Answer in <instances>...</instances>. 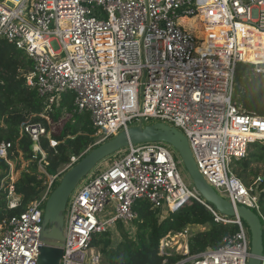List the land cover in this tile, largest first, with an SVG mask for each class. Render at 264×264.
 <instances>
[{
    "label": "built area",
    "instance_id": "built-area-1",
    "mask_svg": "<svg viewBox=\"0 0 264 264\" xmlns=\"http://www.w3.org/2000/svg\"><path fill=\"white\" fill-rule=\"evenodd\" d=\"M193 16L204 31L227 30L228 40L216 45L205 38L200 45L182 21ZM0 35L34 60L27 84L48 108L73 92V113L90 114L98 143L152 120L176 127L187 137L207 182L259 214L264 229L259 192L230 165L232 158L245 159L251 144L264 142V116L244 113L233 101L236 68L263 41L264 0H0ZM259 64L257 71L264 72ZM46 131L40 121L21 125V134L29 135L43 159L40 141ZM11 148V142L0 143V158L10 165L5 174L0 165V195L14 209L21 196L8 159ZM121 152L126 153L84 178L70 195L60 264H99L103 257L93 245L94 235L113 231L119 222L133 225L139 199L163 210L200 200L194 185L184 180L182 159L170 144L141 142ZM78 161L73 156L65 171ZM53 181L24 212L2 217L0 210V264H38ZM209 208L216 222L237 223L238 231L225 236L219 248L193 254L187 239L185 256L172 264H248V227ZM190 231L170 234L189 237ZM163 239L160 250L165 252Z\"/></svg>",
    "mask_w": 264,
    "mask_h": 264
},
{
    "label": "trees",
    "instance_id": "trees-1",
    "mask_svg": "<svg viewBox=\"0 0 264 264\" xmlns=\"http://www.w3.org/2000/svg\"><path fill=\"white\" fill-rule=\"evenodd\" d=\"M33 68L34 60L0 35V143H12L8 159L15 162L16 170L21 169L22 163H26L16 180V189L21 196L20 204L9 209L3 195H0L2 217L24 212L30 202L40 198L47 190L50 183L48 176L57 175L52 182L50 195L59 183L61 169L71 162L72 157L80 160L101 144L95 143L96 130L92 126L90 114L73 113V92L64 93L59 102L53 105V109L47 107L38 90L27 84V76ZM233 101L244 113L264 116V72L257 71L254 64H238ZM64 113H73V116L59 135H53L57 144L52 146L46 134L41 138L40 144L46 153L43 159L41 153L36 155L34 152L35 142L29 135L21 134V125L26 121H40L49 132L47 118L55 122ZM237 161L243 173L252 163L262 164L263 172L257 175L261 177L259 196L264 217V142L253 143L248 156ZM0 165L5 172L10 169L3 158H0ZM40 165L45 172L41 171ZM241 172H238L239 176H242ZM209 206L216 210L200 196V200L190 198L175 210H168L164 214L163 209L153 206L149 200L139 199L134 205L138 214L134 221V237L129 236L125 225L120 222L117 223V230L123 237L120 242H115L114 231L94 235L93 245L100 249L103 257L99 264H172L185 255L168 250L162 252L161 240L170 233L183 232L187 227L191 228L188 238L190 253L219 248L224 237L238 231L239 226L237 223L216 222ZM195 227L206 229L196 231Z\"/></svg>",
    "mask_w": 264,
    "mask_h": 264
},
{
    "label": "water",
    "instance_id": "water-1",
    "mask_svg": "<svg viewBox=\"0 0 264 264\" xmlns=\"http://www.w3.org/2000/svg\"><path fill=\"white\" fill-rule=\"evenodd\" d=\"M263 63L258 65L259 68ZM162 141L170 144L179 153L192 184L200 196L212 204L216 210L228 217L246 223L251 234V247L248 264H262L264 256V229L259 214L251 208L235 204L223 197L211 186L199 171L189 141L184 133L164 122L138 124L125 129L87 152L77 163L67 169L58 185L50 193L43 216L42 245L39 248L38 264H60L63 255L65 211L68 199L81 181L103 159L131 144ZM57 177L54 176L53 180Z\"/></svg>",
    "mask_w": 264,
    "mask_h": 264
},
{
    "label": "rangeland",
    "instance_id": "rangeland-1",
    "mask_svg": "<svg viewBox=\"0 0 264 264\" xmlns=\"http://www.w3.org/2000/svg\"><path fill=\"white\" fill-rule=\"evenodd\" d=\"M182 21L186 23L185 28L190 30L196 36L200 45H202L204 43L205 38H207V43H218V44L225 43L229 38V34L227 33V30H224V29H220V30L214 29V30L204 31L202 26H200V24L197 22L196 16L191 17V18H188V17L184 18V19H182ZM239 34H240V40L243 39V37H242L243 30H240ZM218 44H216V45H218ZM250 50H249L250 51L249 55L246 57V59H248V60H245L241 63H252L254 65L257 62L258 63H264V37H263V41L261 42V44H259V46H255ZM61 56L63 58L66 57L65 51L62 52ZM261 57H262V59L259 60ZM49 109H51V108H49ZM52 109H53V107H52ZM72 116H73V113H64L62 115V117L58 121H55V122L52 119L47 118L48 124L50 126L49 132L46 131L47 137L49 139H54L53 135H59L62 132L63 128L65 127L66 123L68 121H70ZM152 122H157V121L152 120L151 123ZM94 140H95V143H98L100 140V136L96 132L94 134ZM251 147H253V144H251L250 148ZM125 153L121 152L120 154H118L116 152V153L110 155L109 157L101 160L96 165V167L85 178L89 177L92 173H100V172L104 171L112 163V161L115 158H119V157L123 156ZM11 163H12V166L14 168L15 176H16V178H18L20 170L25 167L26 163H22L20 170H16L15 162L11 161ZM230 165H231L232 170L236 173V175H238V177H240L248 187L253 188L254 192H257V193L259 192L260 181H259L258 176L263 172L262 164L252 163L251 166L244 173L240 171L241 168L239 167V163L235 158H232ZM66 166L61 169L62 174L65 171ZM40 169L42 172H45V169L41 165H40ZM238 172H241L242 176H239ZM2 173L5 174L6 173L5 170H3ZM61 173H60L59 179L61 178ZM181 174L187 183L192 184L191 178L189 177L188 172L185 169L184 165L181 166ZM257 174H259V175H257ZM53 177L54 176H48V180L51 181L53 179ZM167 212H168L167 209L163 210L164 214H166ZM115 227L116 228H113V231H114L113 232V238H114L115 242L118 243L123 239V237L121 236V233H119V231L117 230V225ZM195 228H196L195 229L196 231L206 229L205 227H195ZM125 229L129 232V236H131V237L135 236L136 224H133L130 226L129 225L125 226ZM188 238L189 237L172 236L171 238H169L167 240L168 242L166 241L167 244L165 242V245H166L165 247H167L166 250L182 254L183 247L187 243Z\"/></svg>",
    "mask_w": 264,
    "mask_h": 264
},
{
    "label": "bare ground",
    "instance_id": "bare-ground-1",
    "mask_svg": "<svg viewBox=\"0 0 264 264\" xmlns=\"http://www.w3.org/2000/svg\"><path fill=\"white\" fill-rule=\"evenodd\" d=\"M193 17H195V16H193ZM218 30H220L219 28H217ZM227 33L229 34V32L227 31ZM230 35V34H229ZM218 45H220V44H218ZM251 51V50H250ZM250 51L249 52H246V57L249 55V53H250ZM172 237V234H169V235H167L166 237H164V239H163V241L164 242H166L169 238H171ZM177 237V236H176ZM168 242V241H167ZM182 245V244H181ZM164 246H165V243H164Z\"/></svg>",
    "mask_w": 264,
    "mask_h": 264
}]
</instances>
